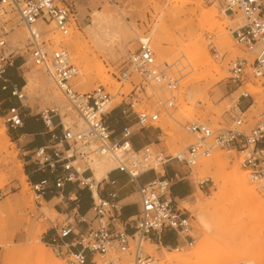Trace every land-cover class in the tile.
Segmentation results:
<instances>
[{
	"label": "built area",
	"instance_id": "obj_1",
	"mask_svg": "<svg viewBox=\"0 0 264 264\" xmlns=\"http://www.w3.org/2000/svg\"><path fill=\"white\" fill-rule=\"evenodd\" d=\"M70 1L0 0V90H8L9 96L20 103L25 97L22 87L11 85L4 78L7 67L13 65L15 55L5 39L11 30L6 16L15 15L18 23L27 27L28 40L25 46L32 62L45 70L85 122L84 128L74 131L61 122L52 123L50 113L54 112L53 109H46L39 115L49 138L46 143L30 151L29 159L36 172L46 173L47 176L38 180L29 179L33 197L40 203L47 193H53L73 203L69 210L60 214L65 215L64 221L53 225L56 228L47 240V245L62 258L61 264H162L154 256L144 254L143 243L150 235L160 239L162 233L169 230L186 237L190 228L189 214L178 207L171 193L173 181L186 180L192 183L193 166L200 158L209 156L214 148L236 151L239 164L250 179H264V118L245 131L242 129V112L238 109L237 113L233 109L230 120L224 125L212 126L196 121L185 124L184 128L193 141L174 153L153 150L149 144L135 148L131 141L134 131L152 127L158 121L157 112L136 109V104L142 99L140 95L144 93L143 86L154 85L160 89L164 93L163 103L169 106L176 101L177 88V79L170 72V65L156 63L149 38L143 37L139 38L136 50L127 54L114 74V79L121 86L126 82L131 86L127 101L123 93L116 94L122 97L123 116L132 115L134 121L122 126L117 139L112 138L113 131L105 117L110 112L107 108L113 95L100 85L88 92L75 90L70 81L77 69L70 63L68 52L62 44L53 42L52 46H47L43 32L37 29L39 22L52 23L54 30L66 35L73 15ZM222 2L224 10H236L241 14V23L232 29L235 41L246 51L255 54L251 63L241 57L231 60L228 78L241 81L248 73L247 68L254 77L264 78V0ZM136 77L140 79L138 82ZM246 95L243 93L241 96ZM3 118L12 129L23 125L22 114L17 107L11 106L4 110ZM106 153L114 159L113 169L126 174L137 186L140 205L134 215L122 217L115 191H110L105 198L97 189L98 183L92 190L89 168L92 157ZM76 159L85 165L81 171L74 165ZM171 162L183 167L185 172L175 171L171 177H167L164 169ZM158 167L162 169V174L158 175ZM148 171L157 176L144 184H138V176ZM209 180L196 179L195 184L202 189ZM66 183L87 188V211L79 212L76 193L63 194ZM109 184H114V181L109 180ZM63 248L65 252L61 255L60 250Z\"/></svg>",
	"mask_w": 264,
	"mask_h": 264
},
{
	"label": "rangeland",
	"instance_id": "obj_2",
	"mask_svg": "<svg viewBox=\"0 0 264 264\" xmlns=\"http://www.w3.org/2000/svg\"><path fill=\"white\" fill-rule=\"evenodd\" d=\"M198 1L202 2L204 9L215 7L219 12L222 9L224 10L222 0H213L211 2L205 0ZM70 2L72 4L73 15L70 28L65 35L66 37L70 36V39H73L75 33H77L82 42L83 40H87L88 31L92 25L91 19L93 13L105 8L112 11L115 10L114 12H117L116 14L119 15L126 29L124 33L126 34V38L119 36V39L113 40L107 49L99 50L93 47L94 56L91 54L87 56L88 54L84 53V49L82 51L79 50L82 53L79 60L73 57L77 53L74 49H71V43H62L68 52L70 63L77 69L76 74L70 81L72 87L79 92H88L100 85L104 86L113 95L107 108L110 112L105 117L109 128L114 130L112 138L117 139L119 137L117 133L119 128L121 129L124 124H131L134 121L132 115L123 116L121 113V107L123 106V102H121L122 97L116 94V92L123 93L124 100L127 101V95L130 94L129 90L131 86L127 82L121 86L114 79V74H116L127 54L136 50L139 38L143 37L149 38L156 63H168L170 65V72L177 79V88L175 91L176 101L173 105L169 106L163 103L164 93L160 89L154 85L143 86L144 93L140 95L142 99L136 104V109H147L148 111L157 112L158 121L152 127L134 131L131 141L135 148H138L136 146L140 147L149 144L153 150L174 153L193 141L192 136L184 128L185 124L196 121L209 123L212 126L224 125L230 120V112L233 109L237 113L238 109L242 112L244 118L242 129L245 131L250 129L257 120L264 118V78L254 77L249 68H247V75L241 81H232L228 78V68L231 60L241 57L251 63L255 55L254 52L246 51L234 39L232 29L240 24L236 18L239 16L241 20L239 11H228L229 18L227 19V24L223 31H218L215 27H212L211 30L200 27L199 15L191 14L190 11L187 12L188 9L190 10V8L194 7L195 4L192 3H185V6V4L182 5L177 1L178 6H176L180 7L181 12L177 8L171 18H163L159 13V8H162L164 11L172 8L170 0L147 2L145 3L144 10L138 0H71ZM6 18L9 19L8 26L11 27V30L5 39L9 49L14 50V61H17L18 65L21 66L19 68L18 79L22 81L20 87H22V92L25 95L21 103L15 98L16 102L12 106L17 107L25 117L31 115L37 117L39 121H41L39 115L42 111L53 109L54 112L50 113L52 114L51 120L53 124L61 122L65 127H70L74 131L78 130L81 128L77 123L78 120H81L79 119L80 116L71 107L64 95L56 88L45 70L32 62L25 46L28 40L27 33L23 36V39H20L24 43L22 47L11 38L14 31H18L20 28L25 29L26 27H23L22 23H18L15 15H7ZM47 25L49 26L37 27V29L43 32L42 35L46 45L52 46L56 36L64 35L54 30L52 23ZM159 27H166V30H161L163 37L161 46L169 52L164 58L159 56L154 45L155 36L153 28ZM191 29L192 32L195 29L197 33L192 34L188 32ZM227 34L233 35L232 45L228 44L224 38ZM180 44L181 48H184L187 44H189L190 48L185 53L181 49H179L178 53L172 52L173 48H179ZM199 45L204 47L209 58L217 66V70L208 68L207 65L201 63L197 49ZM98 63L103 68V81L101 83L96 73V64L98 65ZM85 69L86 71H90L87 75L84 74L86 72ZM104 75L105 78L103 77ZM81 76L83 77L81 78ZM83 79L87 80L84 81ZM135 80L138 82L140 79L136 77ZM87 81L91 85L86 84ZM83 83L85 86H83ZM46 87H49L50 91L53 88V90L59 92L61 96L60 103L53 98L51 92H46ZM196 87L201 89L203 96L200 98L193 97L192 95L187 96V90L192 91ZM243 93L247 95L245 97L241 96ZM181 98H183V101H181ZM191 101H194L196 105L194 104V110L191 115L186 116L185 114ZM1 109L0 105V127L4 128L7 140L0 145V264H61L62 258L53 253L47 245L45 235L53 225L61 224L65 219V215L58 214L52 208V205L46 203L44 200L38 203L34 199L29 185V178L25 173V161L29 159L31 152L24 151L20 148L18 142L15 141L12 135V128L8 127L5 123L3 110ZM178 113H180V116ZM57 130H59L58 127ZM171 136L177 137L173 144ZM105 156V161L111 159L112 165L115 166L114 159L110 155H108L110 159L107 155ZM94 158L102 157L94 155L92 160ZM212 160H215L221 167L214 168L212 166L208 171L201 170V166L205 162ZM74 165L80 171L85 168L84 163L79 159H76ZM235 166H238L245 173L247 179L250 178L247 171L240 166L236 151L214 148L209 156L200 158L193 166L191 195L198 196L201 202L209 201L218 192V195H223L220 192L221 187L227 183L229 179L227 178V174ZM177 168L180 173L185 172L183 167L178 166ZM156 170L158 175L163 172L159 167ZM22 174L25 176L24 179L22 178ZM85 175H88V173H85ZM205 178L211 180L207 182L204 188L199 189L195 184V180ZM262 180L264 181V179H249L248 181L253 186L256 194L264 199V182ZM228 185L227 188L229 189ZM182 191L183 189L179 188L173 191V193H181ZM236 191L237 189H229L231 195L235 194ZM191 195L183 199H176L178 207L185 209L186 214H189L188 221L190 228L187 232L188 236L185 237L186 241L178 245L184 247L178 250H175V247H165L164 249L160 247L158 251L155 245L153 247L150 246L148 244L149 241L146 240L143 243L144 254L154 256L162 264H172L168 262V257L179 256L178 258L189 260L199 241L205 238L211 239V232H204L196 225L192 210L195 198ZM252 213H254L253 202L250 205V209H240V212L230 216L228 220H236L241 214L248 217ZM233 227L236 229V226ZM220 231H223V229ZM211 250L209 248L203 251L201 256H208ZM236 263L247 264L243 259H237ZM194 264L200 263L195 262ZM218 264L230 263L221 262Z\"/></svg>",
	"mask_w": 264,
	"mask_h": 264
},
{
	"label": "bare ground",
	"instance_id": "obj_3",
	"mask_svg": "<svg viewBox=\"0 0 264 264\" xmlns=\"http://www.w3.org/2000/svg\"><path fill=\"white\" fill-rule=\"evenodd\" d=\"M138 1L143 6V10H144L145 3L150 1L152 3L154 0H138ZM177 1H179L182 5H184L185 3L195 4L194 7L190 8V10L188 9V11L187 8L186 7L185 8L187 12L190 11L191 14L199 15V24H201L200 25L201 28L211 30L212 27H215L218 29V31L224 30V27L227 24V19L229 18L228 16L229 12L223 9L220 10L219 12L215 7L211 9H204L202 2L198 0H170L171 3L170 5L172 8H169V10L167 11H164L162 8H159V13L163 18H171V16H173L172 14L178 8ZM114 11L105 8L102 9L101 11H97L93 13L91 19L92 25L90 27V30L88 31L87 40L85 41L83 40L82 42L79 39L78 34L75 33L73 39H70L69 38L70 36L66 37L65 35L64 36L58 35V37L56 36L54 43L60 45L62 43L70 42L71 49H74V51H76L77 53L73 57L77 58L78 60L81 59V54H82L81 52H79V50L82 51L84 49V53L86 55L88 54L87 56H89V54L94 56L93 47L99 50H105L109 47L110 43L113 42V40L117 38L119 39V36H123L124 38H126L125 37L126 34H124L126 32V29L123 26V22L119 17V15L116 14L117 12L115 13ZM179 11L181 12V9H179ZM236 18L237 20H239V23H241L240 17L237 16ZM42 26L48 27L49 25L41 22L37 24V27L39 28H42ZM165 28L166 27L164 28L159 27L156 29L153 28L154 36H155L154 45L161 58L166 57L167 54L169 53L161 46L163 42L161 30L163 31V29ZM25 29L20 28V30L14 31L11 35V38L16 43H18L20 47H22L24 44L23 40L21 41L20 39L21 38L23 39V36L27 33V27ZM192 29L191 31L188 32L192 34H196L197 33L196 30L194 29L192 32ZM232 37L233 35H229V34L225 35L224 37L226 42L230 45H232L233 43ZM180 41L182 42V40ZM181 47L182 46L180 44L179 48H173L172 52L175 51L176 53H178V51H180L179 49H181L183 53H185V51H187V49L190 48L189 44H187L184 48ZM197 49L199 51L201 63L207 65L208 68L217 70V66L212 62L211 58H209L204 47L199 45ZM96 66H97L96 73L98 74V78L101 80L100 81L101 83L103 81L102 80L103 68L99 63L98 65L96 64ZM82 69L84 70V68ZM89 72L90 71L88 70L84 72V74L87 75ZM82 77L83 76H81V78ZM103 77L105 78V75ZM81 78L79 77V79ZM87 83L88 81L86 82V84ZM88 84L91 85L90 82ZM83 86H85L84 83ZM46 92L47 93L51 92L53 98L58 103H60L61 96L59 95V92L53 90V88L50 91L49 87H46ZM189 95L200 98L203 96V93L201 92L200 88L196 87L192 91L187 90V96ZM181 101H183V98H181ZM194 104H195L194 101H191L190 106H188V111H186L187 112L185 114L186 116L191 115L192 111L194 110ZM68 109L70 108L68 107ZM179 114L180 113H178V115ZM79 119L81 120H78L77 122L78 126L84 128L85 122L81 117ZM173 136H171L172 144L175 143L174 142L175 138L177 139L176 136L175 137ZM6 140H7V135L5 133V130L3 127L2 128L0 127V145L3 144ZM105 155L108 156L109 154L107 153L104 155L99 154L98 156L102 158H94L89 165V168L95 180H99L104 175H107L108 171L113 169L114 165H112V160L108 156L110 160L105 161L106 159V158L104 159V157H106ZM212 166L214 168L221 167L217 164L215 160H212L209 162H205L201 166L202 167L201 170L208 171L210 168H212ZM228 174H227L228 176L227 178L229 179L228 181L226 179V181L229 185L227 183L223 184L220 191L222 192L223 195H218L219 193L218 192L217 195H213V197H211L209 201L201 202L198 196H194L190 194L195 198L192 210L194 212L196 225L198 226L199 229H201L204 232H211L212 234V236H210L211 239L205 237H203L205 238L203 240L200 239L201 241H199V244L196 247V249L193 250L189 260H187L186 258H185L186 260H184V258H178L179 257L178 256V257H168L167 258L168 262H171L172 264H194L195 262L196 263L199 262L200 264H218L221 262L237 264L236 263L237 259H243L247 264H264V199L260 198L259 195L256 194L253 186L248 181L250 178L247 179L245 173L241 171L238 166H235L233 170L229 171ZM24 177H25L24 174H22L23 179ZM262 182L264 181L262 180ZM227 185L229 186V189H237L236 193L231 195L229 189L227 188ZM95 186L96 184L93 183V181H91V187L93 191L95 190ZM252 202L254 207V213H252L251 216L248 215V217H245L244 215L241 214L236 220L234 219L228 220L230 216H233L237 212H240V209L241 210L250 209V205L252 204ZM233 226H236V229ZM222 229L223 231H220ZM148 244L152 247L154 246V244L152 243L148 242ZM182 247L184 246H177L175 247V250H178ZM209 248L212 249L211 253H209L210 255L208 254V256L206 257L202 255L204 256L202 257L201 253ZM211 254L213 255L211 256Z\"/></svg>",
	"mask_w": 264,
	"mask_h": 264
},
{
	"label": "crops",
	"instance_id": "obj_4",
	"mask_svg": "<svg viewBox=\"0 0 264 264\" xmlns=\"http://www.w3.org/2000/svg\"><path fill=\"white\" fill-rule=\"evenodd\" d=\"M21 66L18 65L17 61H14L13 65L7 67L4 78L8 80L11 85H16L20 87L22 85V81L18 79L19 77V68ZM1 84V81H0ZM16 99L14 97H10L8 90L1 91L0 90V105L2 107L1 110H6L7 108L11 107ZM23 118V125L21 127H17L12 129V135L15 141L18 142L20 148H22L26 152H30L35 147L43 145L48 141L49 134L46 132L42 121H39L37 117L34 116H27L25 117L22 114ZM122 128V127H121ZM120 128L118 130V136L120 132ZM114 132V130L112 129ZM139 147V146H136ZM178 165L176 163L171 162L170 164L166 165L164 172L167 177H171L175 171H178ZM25 173L30 180H38L44 176H47L46 173L36 172L34 169V165L30 162V159L25 161ZM155 176L154 173L151 171L145 172L138 176L137 183L144 184L150 180H152ZM33 178V179H31ZM91 181L97 184V189L100 192L102 197L107 198L108 193L110 191H115L117 194L118 204L120 205V213L122 217H127L130 215H134L137 210L139 209V196L137 193V186L135 183L131 182L129 177L117 170H110L108 171L107 175H104L99 180H95L93 178V174L90 175ZM107 178V180H103ZM109 180H113L114 184H109ZM182 188L183 191L181 193L174 194L173 191ZM192 186L191 183L186 180H175L171 186V193L175 199H183L188 197L191 194ZM63 194L67 193H76L78 196V204H79V212L84 213L87 211L89 207V191L87 188L79 187L75 183H66L62 189ZM44 201L48 204L52 205V208L58 213L62 214L69 210L73 203L70 201H66L65 198H60L53 193H47L44 197ZM55 226L51 227V229L46 233V239L48 240L51 235L55 231ZM128 230H131L128 228ZM182 234L176 233L174 231H164L160 237L157 238L155 235H150L147 239L149 243L154 244L157 247V250L162 248H173L177 247L181 243H183ZM69 240V237L66 239ZM77 248V247H76ZM75 248V249H76ZM65 252L64 248L60 250V254L62 255Z\"/></svg>",
	"mask_w": 264,
	"mask_h": 264
},
{
	"label": "trees",
	"instance_id": "obj_5",
	"mask_svg": "<svg viewBox=\"0 0 264 264\" xmlns=\"http://www.w3.org/2000/svg\"><path fill=\"white\" fill-rule=\"evenodd\" d=\"M31 179H33V178H31Z\"/></svg>",
	"mask_w": 264,
	"mask_h": 264
}]
</instances>
